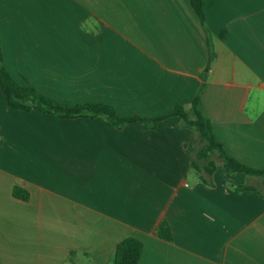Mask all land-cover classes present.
Here are the masks:
<instances>
[{
    "label": "crops",
    "instance_id": "1",
    "mask_svg": "<svg viewBox=\"0 0 264 264\" xmlns=\"http://www.w3.org/2000/svg\"><path fill=\"white\" fill-rule=\"evenodd\" d=\"M202 1L204 23L189 0H0L2 65L18 84L121 118L167 116L115 128L14 110L0 88V264H112L129 236L138 264H264V179L218 158L208 175L195 131L168 116L200 91L226 156L264 170V0Z\"/></svg>",
    "mask_w": 264,
    "mask_h": 264
},
{
    "label": "trees",
    "instance_id": "2",
    "mask_svg": "<svg viewBox=\"0 0 264 264\" xmlns=\"http://www.w3.org/2000/svg\"><path fill=\"white\" fill-rule=\"evenodd\" d=\"M190 4L200 21L204 23L205 16L203 12L202 0H189ZM0 88L6 98L7 105L20 111L29 112L38 110L60 118H79L103 116L109 126L119 128L129 123L139 122L142 125L153 126L167 116L155 119H146L139 116L121 118L111 106L102 103L64 105L48 97L38 94L32 88L18 84L7 72L2 65V52L0 47ZM168 116L179 117L186 126L193 129L196 135V145L199 146L196 152L197 160H204L206 165L201 169L208 175L213 174L215 161L212 159L213 154L222 161V165L229 175L234 172L243 173L247 176H254L264 179V170H255L244 166L237 161L226 156L222 146L216 142L213 137L211 125L204 115L200 103V91L196 94L191 103V111L188 113L182 105H176ZM196 166V169L200 168ZM12 196L16 199L27 201L29 195L26 191L18 186L12 188ZM157 236L165 241L172 240L170 226L167 222L162 221L157 228ZM142 242L132 236L120 240L114 249L112 264H138L142 253Z\"/></svg>",
    "mask_w": 264,
    "mask_h": 264
},
{
    "label": "rangeland",
    "instance_id": "3",
    "mask_svg": "<svg viewBox=\"0 0 264 264\" xmlns=\"http://www.w3.org/2000/svg\"><path fill=\"white\" fill-rule=\"evenodd\" d=\"M212 159H213L216 163L219 162V160L217 159V157L215 156V154L212 155Z\"/></svg>",
    "mask_w": 264,
    "mask_h": 264
}]
</instances>
